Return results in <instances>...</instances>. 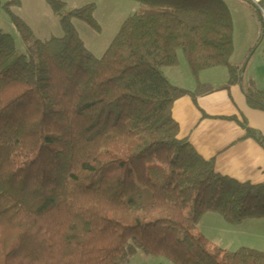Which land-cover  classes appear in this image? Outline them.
<instances>
[{
	"label": "trees",
	"instance_id": "16d2710c",
	"mask_svg": "<svg viewBox=\"0 0 264 264\" xmlns=\"http://www.w3.org/2000/svg\"><path fill=\"white\" fill-rule=\"evenodd\" d=\"M44 1L61 38L36 39L13 13L19 0L0 5L27 48L0 30V264H264L249 249L220 259L196 233L206 214L230 227L264 221V183L217 173L180 138L175 104L215 91L162 73L182 54L195 80L226 68L222 90L240 83L229 0H134L102 58L74 26L99 31L94 5L62 16L65 3Z\"/></svg>",
	"mask_w": 264,
	"mask_h": 264
},
{
	"label": "rangeland",
	"instance_id": "374dc122",
	"mask_svg": "<svg viewBox=\"0 0 264 264\" xmlns=\"http://www.w3.org/2000/svg\"><path fill=\"white\" fill-rule=\"evenodd\" d=\"M2 2H11L13 0H0ZM21 3L20 8H15L13 13L20 15L27 24L33 29L36 39L49 40L50 38H61L62 32L59 25L60 18L55 16L50 8L47 6L44 0H19ZM65 3V11L62 16L67 13L81 9L88 5H94L96 11L94 18L99 26V31L90 28L83 22L74 21V26L78 32L80 39L85 44V47L96 57L102 58L118 33L120 32L123 24L133 16L139 10V4L134 0H60ZM10 20L5 12H0V30L5 34H9L13 37L17 50L20 54L26 53V46L21 42L20 38L15 31L9 30ZM242 42L241 31L238 28L237 34L234 39L235 55L231 58V63L234 67L244 65L241 63L245 58V54L240 52V43ZM259 51L264 52V41L259 44H255ZM255 48V50H256ZM248 62V61H246ZM179 67L171 69H163V75L177 88L184 89L190 92H194L197 88V82L201 84H208L214 89V100L206 103L207 106H211L214 109L218 108L219 113H225L221 116L226 119L207 118L204 114L194 105L192 99L186 98L177 104L180 105V110L174 107V113L180 111L184 119L178 114L174 118L181 124L180 138L186 139L188 136L192 139L194 136L195 143L201 138L205 140L211 133L210 128L215 127L221 123L226 127L244 128L247 123L255 122V118L251 113H245L246 100L242 96L241 85H237L238 90L235 92V100L233 97L232 89H225L230 81V75L226 68H218L215 70L207 71L195 80L190 72L189 66L182 54H179ZM259 64H263V60H259ZM253 72L256 86L264 88V70L259 66L255 71L251 68L244 70V73ZM244 73L242 75V81L244 79ZM243 87L247 90V85L244 82ZM244 95V94H243ZM230 96V97H229ZM238 102H237V101ZM185 102H188L185 104ZM201 107L205 104L199 102ZM198 104V107H199ZM186 105V108H185ZM221 105V106H220ZM244 110V111H243ZM242 111L243 113H240ZM212 116L211 113H208ZM259 122L264 126V117L259 119ZM195 133L189 135L194 129ZM220 131L223 129L220 128ZM208 132V133H204ZM224 132V131H223ZM191 134V133H190ZM256 135V134H255ZM256 137L260 138V142H256L253 137L251 140L255 143V149H259L260 154L258 156L250 157L252 161L256 162L260 160L261 167L264 171V139L258 133ZM190 139V140H191ZM207 144V142H203ZM264 174L259 173L255 178H262ZM255 183L254 180L251 181ZM197 234L205 236L208 240L210 250L217 253L220 259H223L225 254L235 253L241 249L254 250L264 254V221H247L239 227L228 226L222 217L214 214H206L200 221L197 227ZM142 256H137L131 264H145L141 263ZM149 264H168L163 259L156 260L148 258ZM146 262V263H147Z\"/></svg>",
	"mask_w": 264,
	"mask_h": 264
},
{
	"label": "crops",
	"instance_id": "0c3cea01",
	"mask_svg": "<svg viewBox=\"0 0 264 264\" xmlns=\"http://www.w3.org/2000/svg\"><path fill=\"white\" fill-rule=\"evenodd\" d=\"M6 3L9 2L0 1V5H4ZM255 4L262 5V7L264 8V0H229L227 3L234 24V39L237 34L238 28L241 31L242 42L240 43L241 49L239 53L245 54V58L241 62H245V64L239 66V68H236L242 70V75L244 73V70L249 71V68H251L252 71H255L260 66L261 69L264 70V52L261 53L258 47L256 48L255 46L257 42L261 44V42L264 41V27L262 17ZM19 17L21 18L20 15ZM9 26V30L14 31L11 24ZM235 52L236 51L234 44L233 56L235 55ZM261 59L263 60V64H259V60ZM244 82L247 85V90H245L243 87ZM237 85L242 86V96L244 97V100H246L247 104L245 108V113H251L252 117L255 118V122L252 121L250 124L247 123L246 128L243 129L239 127L236 128L234 125L232 127H226L219 123L215 127L210 128L211 133L207 136L205 140L197 138L199 140L195 143V136L192 139L190 138L191 136H188V138H186L185 140H188L193 145V147L196 149V151L202 158H204L205 160L215 161L217 173L223 176L231 177L241 183H252L251 181L254 180L255 183L253 184H261L264 183V176L262 178H255V176L259 173L264 174V171L261 168L263 166L260 163V160L254 162L250 158L258 156L260 152L258 151L259 149H255V143L251 140V138H249L247 131L249 129L253 131L256 135H258L259 133L264 139V126H262L259 122V119L264 117V105L260 106L264 104V88L259 89V87L256 86L255 79L253 77V72L249 74L245 72L243 81L241 80L239 84H236L230 88L232 89L233 97L235 96V92L238 90V87H236ZM214 94L199 98L197 100L196 107L199 110L201 109L202 111H200L204 114L205 117L209 119L218 117L226 119V117L221 116L225 113H219L218 108L214 109L213 107L206 105L207 102L214 100ZM199 102H202L205 105L201 107ZM177 103L174 107L180 110L181 107ZM186 103L188 102H185V104ZM208 113H211L212 116H209ZM240 113L243 112L240 111ZM178 114L183 118L182 113H180V111L174 113L173 108V119L179 124V127L181 128V124L174 118V116H178ZM220 128L223 129L224 132L220 131ZM195 130H197L196 127L190 132L191 134L189 133V135H193V133H195ZM203 142H207V144H203ZM147 261L148 259L142 256L140 262L149 264Z\"/></svg>",
	"mask_w": 264,
	"mask_h": 264
},
{
	"label": "built area",
	"instance_id": "2783aa9c",
	"mask_svg": "<svg viewBox=\"0 0 264 264\" xmlns=\"http://www.w3.org/2000/svg\"><path fill=\"white\" fill-rule=\"evenodd\" d=\"M255 6L257 7L261 17H262V22H263V27H264V8L262 7V5L259 4H255Z\"/></svg>",
	"mask_w": 264,
	"mask_h": 264
}]
</instances>
